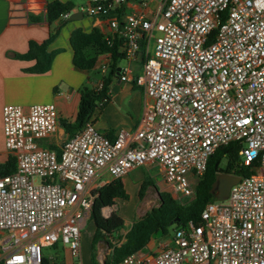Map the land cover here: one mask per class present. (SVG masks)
Segmentation results:
<instances>
[{"label":"built area","instance_id":"built-area-1","mask_svg":"<svg viewBox=\"0 0 264 264\" xmlns=\"http://www.w3.org/2000/svg\"><path fill=\"white\" fill-rule=\"evenodd\" d=\"M127 1L89 0L87 12L108 18L127 59L145 54L142 74L125 69L120 79L135 81L150 104L136 130L111 139L90 119L59 150L44 145L58 129L55 103L4 106L15 169L0 172V264H43L58 243L83 264L94 190L151 165L189 203L210 157L232 142L244 164L258 162L254 172L226 200L207 202L201 223L175 229L158 253L118 264H264V0H158L151 15L120 21L113 12Z\"/></svg>","mask_w":264,"mask_h":264},{"label":"crops","instance_id":"crops-1","mask_svg":"<svg viewBox=\"0 0 264 264\" xmlns=\"http://www.w3.org/2000/svg\"><path fill=\"white\" fill-rule=\"evenodd\" d=\"M49 1L53 0H0V163H4L10 155L3 124L5 105L16 104L28 109L34 104L55 103L59 118L58 129L44 142V145L51 148L54 146V149L59 150L69 138L60 120L76 119L82 84L88 81L92 86L97 87L108 74L113 61L110 52L100 54L92 70H81L74 65L71 35L75 29L80 28L85 32H90L94 28L100 29L105 39L118 46L117 52L120 54L117 60L119 77L112 78L108 89L111 100L105 107L96 108L91 117L96 128L111 139H114L120 130L134 131L150 104L143 89L135 81L120 79L125 69L132 78L141 75L144 70L145 54L141 53L136 59H127L122 49V38L110 28L108 18L88 14L89 0H57L69 6L70 10L66 14L77 13V17L68 20V17L62 16L52 23L45 18ZM157 5L158 0H128L124 5L117 7L113 15L120 21L133 11H146L147 15H151ZM80 12L86 13L82 15ZM31 16H39L40 20H32ZM52 31H57V35L49 46L50 51L56 52L51 69L45 73L27 71L35 61L20 60L12 54L25 53L31 40L42 42ZM105 64L107 69L103 72L102 67ZM94 72H98V75L95 76ZM125 177H122L123 181ZM90 217L91 214L86 223L90 220L94 224ZM93 236L94 234L90 245L82 241L81 237L83 264H94L93 260L92 262L90 260ZM168 238V236L153 238L142 254L158 253L160 246ZM64 249L69 254L68 258L57 261L49 257L50 260L73 264L74 260L69 249L66 247Z\"/></svg>","mask_w":264,"mask_h":264},{"label":"trees","instance_id":"trees-1","mask_svg":"<svg viewBox=\"0 0 264 264\" xmlns=\"http://www.w3.org/2000/svg\"><path fill=\"white\" fill-rule=\"evenodd\" d=\"M67 4L53 0L47 4L46 20L49 23L61 18L69 12ZM32 20L39 21V16H31ZM57 31H52L47 39L42 42L31 40L28 50L25 53H13L12 55L20 60L35 61V64L27 69L31 73H45L51 69L56 52L50 51L49 46L54 41ZM71 45L74 50V65L81 70H92L100 54L110 52L113 61L109 67L108 74L103 77L102 87L85 86L80 91V102L78 113L74 121L61 119L60 124L68 137L80 131L91 119L96 108H103L111 100L108 92L109 84L113 77H119L117 60L120 54L117 52V45L105 39L104 34L98 28L90 32L78 28L72 32ZM240 144L232 142L229 145L220 147L209 159L207 170L204 176L196 184V197L189 203L182 204L175 199L168 191L159 192V204L146 212L140 219L135 220L128 228L125 219L114 211L109 217L103 214L104 207L114 206L118 199L127 200L129 194L122 178L112 179L107 184L93 191L95 195L91 210V220L96 227L92 240V259L94 264H101L97 261L96 247L98 242L107 240L111 253L104 264H118L125 256L132 253H143L147 250L149 243L157 233L162 237L170 234L174 229L192 220L196 224L201 223V212L207 202L215 201L216 197L210 192L212 183L217 174L224 173L246 177L254 172L257 161L249 165L244 164L239 151ZM53 148H55L53 146ZM223 162H225L223 164ZM15 169V158L9 155L4 163H0V172L8 174ZM154 185L150 178H144L141 182L140 197L150 186ZM127 229L125 234H120ZM118 235V241L113 242L110 237ZM56 246V245H55ZM54 246V247H55ZM43 264H64L51 261L46 255Z\"/></svg>","mask_w":264,"mask_h":264},{"label":"rangeland","instance_id":"rangeland-1","mask_svg":"<svg viewBox=\"0 0 264 264\" xmlns=\"http://www.w3.org/2000/svg\"><path fill=\"white\" fill-rule=\"evenodd\" d=\"M93 74L97 76L98 72H94ZM84 86L92 87V83L86 81L82 84L81 88ZM224 163L225 162H223V164ZM144 178H150L154 185H150L144 192V196L141 198V182L144 180ZM124 183L129 194V198L127 200L118 199L117 204L112 207V210L118 211L120 215H122V217L126 220L127 227L129 228L135 220L140 219L143 215L146 214L147 211L159 204V192L167 191V186L162 174L156 167L151 165L132 170L128 175H126ZM174 230L175 229L173 226L170 229V234L168 235V237L173 235ZM94 232L95 226L90 220H88L84 228H82V241H85L90 245ZM126 232L127 229L122 230L120 234H125ZM161 237L162 235L160 233H157L154 238ZM110 240H112L113 242H117L118 235L116 234L113 238L110 237ZM64 248L65 247L61 243H58V245H56L55 247L45 249L44 255H46L47 257H51L57 261H63L65 257H69V254ZM107 248L109 249L108 252ZM92 252L93 251H90L91 262L93 260L91 259ZM110 253L111 249L109 247V244H106L103 240L101 242H98L96 247L97 261H99L101 264H104Z\"/></svg>","mask_w":264,"mask_h":264},{"label":"water","instance_id":"water-1","mask_svg":"<svg viewBox=\"0 0 264 264\" xmlns=\"http://www.w3.org/2000/svg\"><path fill=\"white\" fill-rule=\"evenodd\" d=\"M84 15L86 12H80ZM77 17V13H72L68 16V20H72ZM240 181V177L236 175L217 174L214 182L212 183V187L210 192L216 197L217 200L223 201L226 200L229 196V192L231 187ZM105 243H108L107 240H104Z\"/></svg>","mask_w":264,"mask_h":264}]
</instances>
